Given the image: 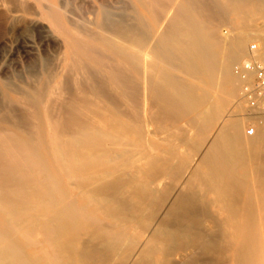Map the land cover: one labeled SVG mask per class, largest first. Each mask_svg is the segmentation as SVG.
I'll return each mask as SVG.
<instances>
[{
  "label": "bare ground",
  "instance_id": "obj_1",
  "mask_svg": "<svg viewBox=\"0 0 264 264\" xmlns=\"http://www.w3.org/2000/svg\"><path fill=\"white\" fill-rule=\"evenodd\" d=\"M263 15L0 0V264H264Z\"/></svg>",
  "mask_w": 264,
  "mask_h": 264
},
{
  "label": "built area",
  "instance_id": "obj_2",
  "mask_svg": "<svg viewBox=\"0 0 264 264\" xmlns=\"http://www.w3.org/2000/svg\"><path fill=\"white\" fill-rule=\"evenodd\" d=\"M264 25V20H263ZM257 50V44L251 43L249 47L250 53ZM236 74L241 78H245L247 73L254 72L255 74V84L252 88L248 86L242 87V93L247 99L249 106L252 108H258L261 111H264V60L257 61L249 57L239 65H236L234 68ZM254 128L250 127L247 129V135H253Z\"/></svg>",
  "mask_w": 264,
  "mask_h": 264
},
{
  "label": "rangeland",
  "instance_id": "obj_3",
  "mask_svg": "<svg viewBox=\"0 0 264 264\" xmlns=\"http://www.w3.org/2000/svg\"><path fill=\"white\" fill-rule=\"evenodd\" d=\"M263 20H264V15H263L262 18L260 19V24H261V23L263 24ZM223 28H224L225 31H226V28H225V27H223ZM223 28L221 27V30H222L223 32H225ZM250 43H256V42H254L253 40H251V41L248 42V44H250ZM248 44H247V45H248ZM256 44H257V43H256ZM257 45H258V44H257ZM236 65H239V63H238V62H234L233 65H232V71H233V74H236L235 71H234V68H235ZM236 75H237V74H236ZM242 84H243V83H242ZM245 105H246V104H245ZM250 127H252V126H251V125H248L246 128L248 129V128H250ZM215 221H216V218H215ZM7 230L10 231V229H7Z\"/></svg>",
  "mask_w": 264,
  "mask_h": 264
}]
</instances>
